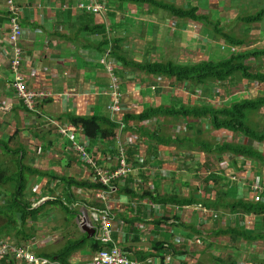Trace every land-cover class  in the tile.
Instances as JSON below:
<instances>
[{
    "label": "rangeland",
    "instance_id": "374dc122",
    "mask_svg": "<svg viewBox=\"0 0 264 264\" xmlns=\"http://www.w3.org/2000/svg\"><path fill=\"white\" fill-rule=\"evenodd\" d=\"M1 1L4 3L6 10L8 6V2L10 1H13L15 7L18 10H21L17 5L18 4L17 0H1ZM113 1L115 2L111 4L114 5L116 8L114 7L111 10H117L118 12H120L122 18H125L129 22H134L138 19L136 16H130L128 14L127 10L130 9H128L126 5L125 7L122 8V6L125 3H122L121 5V4H117L116 0ZM145 1H151L154 4L160 3V0H145ZM15 2L17 4H15ZM102 2L103 0H100V2L91 0V4L87 3L84 4L83 6L85 8L88 7L87 8L88 10H97V9L98 11L110 10L108 8L109 6H106V2H104L105 5H102L101 4ZM164 2H169V4L171 5H176V3L173 2L172 0L164 1ZM231 3L234 7L237 6L238 10H236V8L235 10H230V9H234V8H229V6L231 7ZM231 3L229 4V6H224L220 4L221 10H216L218 14L215 16L212 13V15L211 16L209 15V17L212 21H218L221 27L226 28L225 30H223V33L234 37L240 42H243L244 45L239 48L231 47L228 45L229 43L227 41L222 40L223 39L222 37L215 38L214 37L215 35H213L209 30L205 28L206 32L204 34V37L207 36L211 40L208 41V44L209 47H211L210 50L212 52V56H210V58L212 59L213 58L216 60L225 59L229 56V51L232 49L235 50L238 54H242L243 56H250L256 54L257 52L264 51V21L262 23H256L252 26H248L239 22L240 18H246L250 15H255L257 14V12L264 9V0H232ZM216 17H218L217 20ZM143 18L145 17H142V19ZM137 24H138L137 29L143 25L140 22H137ZM164 30L166 31L167 29ZM169 30H171V28ZM164 36L165 34L162 35V38H164ZM114 37L116 36L114 35ZM123 37H125V35H123ZM139 40L141 39L139 38ZM7 47L9 48L8 45ZM204 49L207 50L208 48L205 47ZM190 50L191 49L189 48L188 51ZM200 50H202V48H200ZM168 51L169 48H166L164 52L163 51L155 52L154 49H149V48H143V50H141V48H138L136 46L131 48V51L123 49L122 51L123 55H125V57L131 60L135 65H139L138 67L122 66L118 61L115 60L114 57L111 56V52H112L111 47H109L108 50L102 56V59L108 60L110 63L113 64L114 66L113 74L116 77L117 79L116 83L118 84L117 85L115 82H109L107 87L102 90L106 95V97L109 99L108 105L110 106L111 103L113 108H115L111 118L116 125L114 132L117 137V142H116L117 150L121 152L125 151V154L127 151H135L139 155L137 158L141 159L142 161H145V159L149 157L152 159V155L150 154L149 151H150V147H152V145L154 144L148 138L142 137L143 134L152 135L153 133H156L158 134V136L163 134L162 135L163 137H171L172 128L166 122L171 119L160 117L155 120L151 119L147 121L145 120L141 122H136V124L131 126L130 124L126 123V117L139 115L147 111L148 108L152 107L153 105L154 106L156 104L159 105L160 99H162L161 104L169 105V106L173 105L175 102V100L173 99L181 96V93H179V91L186 92V90L188 89L187 88L188 84L186 83H184L183 85L182 83L177 84V81L175 79H166L159 75H151L144 73L142 66L149 65L148 63H152L155 60L156 61L160 60L161 62H163L162 60H165L170 57V56H166V53ZM216 51L218 52L217 56L214 55ZM174 52L175 51L172 50L173 54ZM173 57L177 58V56H173ZM248 61L252 64V70L254 72H256L255 68H258L259 70L264 72V57H259V56L257 58L251 57L250 60L247 59V62ZM194 62L195 61H193L192 57H188L186 58V60L177 59L175 63L179 65H190V64H195ZM100 64L105 68V66L102 63ZM112 64H110L109 66H111ZM117 64L121 66L117 68L116 66ZM123 71H128V73H130L131 75L133 74L140 81L137 84L134 83L135 82L134 79L128 80L131 77H126L125 81H126L127 90L132 89L136 93L142 96L152 95L153 100L158 99L159 101H155L151 106H147V107L144 106V104L142 103L141 104L133 103L131 104V106L132 109L134 110H132L131 113L124 112V108H123L124 100H123L122 88H121L122 81L121 79L118 78L119 75L118 72L122 73ZM215 87L209 90L211 91V93L210 95H207L205 101L209 103V106L220 108L221 105L224 104V102L230 101V98L226 97L224 99L226 89L223 90L221 86L217 87L216 85ZM206 90H208V88ZM227 90L230 96L234 95V97H237L238 99H245V98L252 99L257 97H264V84H259L256 82H247L243 79L241 80L239 76H236L235 81L228 84ZM175 91L177 95L175 94L174 96ZM153 92L155 93L154 95ZM110 95L111 97H109ZM70 96L73 97L74 95L70 94ZM94 96L96 98H98L99 96L101 97L98 91L94 92ZM183 100H185V105H187L186 107L188 108L199 107L198 104H194V106H190L189 101H187L185 98ZM127 112H129V110H127ZM134 112L135 114H133ZM261 112L263 114L262 117H264V108L262 109ZM247 116H248L247 120L249 122L247 123V125L251 128H255V126L252 125V122L254 123V121L251 120L252 114L248 113ZM258 120L260 121V124L264 126L263 125L264 119L258 118ZM185 122L186 121L184 120L181 121L179 137H178L180 138L181 141L184 140L182 146L184 147L183 150L185 152L179 153L180 155L179 161L173 159L175 162H177L175 163V165L179 167V171H180V173L178 174L179 177L177 179L175 177H172L168 181V183H166L167 180L166 178H164V171L161 172L160 170L161 168H165L166 161H169V158H167L166 160L162 158L161 165L159 166V168L154 166L150 169L148 167L139 168L138 166L127 164L126 162H125L126 164L122 167L120 161H116L113 164L114 168H117L116 170L124 169L125 173L120 175L118 179L114 181L115 185L116 183L117 184L125 183L129 179V183L127 187L128 188L132 187L133 190L137 192H142V191L154 192L156 191L155 184H157V190L159 192L158 191L156 192H158L159 194H177L180 195L181 197L189 198L192 195V193H195L196 197L199 200L204 201L208 199L213 201L218 189H213V184L212 182H210L208 183L209 186H211V188L209 189L210 192L205 193L206 190L205 180L209 178L211 180L212 175H214L213 177H218L222 179L223 180L222 183H224V181L227 179L219 175V173L225 174V167H224L225 162L227 165V163L231 160V158L228 157L226 161H223V163H219L217 162L218 157L216 156L214 157V155L207 154L205 155L206 157H204L206 159V162L204 164L203 163L200 164L201 159L198 160L197 158H195L196 156L192 155V154H199V152H197V150H195L192 147V145L189 142H187L186 138L188 137V135L192 136L193 132L189 133L187 131L184 124ZM206 125H207L206 127H208V123ZM261 129H264V127L260 128V130ZM45 135H48V133H46ZM48 136H51L50 138L51 140L48 142L49 145H51V147L55 146L56 143H60L61 139H63L61 136H56L55 134H50ZM72 137L75 142L77 141L80 142L79 140L80 135L74 136L72 134ZM195 138L198 140L209 142L211 145H215L216 143H222L225 141L228 142L230 141L235 144L246 143V139L243 138L241 135L232 134L226 131L211 130L208 135H204L202 137V135L198 134L197 136L195 135ZM37 140L42 141L41 139H37ZM20 143L22 145L24 144L18 141V144ZM29 144H32L31 145L32 150H28L30 151V153L29 154L27 153L26 164L33 166L36 165L37 163V166H39V162H37V158L41 156L40 155L41 153L38 154L34 152V150H36L34 147L35 143L29 142ZM45 146H47V144H45ZM172 146L173 144L171 145V147ZM254 146L258 151L260 149L262 154H264V144L263 145L259 144L258 145L259 149L257 148L256 145ZM191 148H193V150L195 151H193ZM27 149L28 148H25L24 150L26 151ZM70 151L73 152V150L71 149ZM87 152L89 153V151ZM152 154L155 158L157 157V154L158 157L162 155V153H160V151L158 150H152ZM153 161L156 160L153 159ZM246 165H247L246 167L247 175L245 181L246 184L244 185V183L240 181V178H237L235 177V175H232L231 180L236 179L237 182L236 185L231 183L230 185L237 188L239 190V193L242 194L243 197L245 196V198H247L249 202L256 203L259 202L257 200L258 196L264 194V185L261 184L262 182L259 179L261 177L260 174L264 172V165L258 162L255 164V162L252 161ZM9 166L13 171L14 167L12 165ZM167 166H169V164ZM226 170L228 169L226 168ZM235 173L237 174L238 177L240 176V173L238 172ZM229 174H234V171L228 170V172H226V175ZM28 178L30 180L34 179V177H28ZM212 180L214 181V178H212ZM247 182H250L249 186L247 185ZM34 184H37V181H34L33 186ZM33 186L31 185V187H29L27 192L28 195L27 198H29L31 203L35 202V206H37L36 198H40V199L47 198L46 200H48L53 198L62 199L63 197V192L59 193L57 190H51L50 192H45L43 189L37 190ZM260 187L262 189H260ZM56 188L60 191L62 186L57 185ZM219 188H223V187L219 186ZM226 191L229 192L231 198H234L235 196L234 189L226 188ZM260 191L262 192L259 194L258 192ZM74 192L76 197L74 203L76 202L79 203V206H77L75 209L73 208L77 212L76 219L78 220L79 216L82 213H84L86 215L88 222L91 224L92 228L93 227L99 228V223L96 221V219L98 218L97 213L91 214L88 210L89 208H95L93 206L94 204H96V200L94 196L92 195V197L85 199V197H83L82 195H88L89 193L82 191H74ZM33 196H35V198H31ZM132 204H134L135 206H133ZM137 205L141 207L140 209L142 211V215L141 217H139L140 221H146V220L151 221V219L158 218L161 216L163 217L165 216V218L168 219V221H166V223L168 224L164 225V227H162L161 229L165 235V240L169 241V242H165V244L171 245L175 249L173 253L165 255L164 257L165 260L162 263L160 262L161 261L160 256H148L147 259L150 264H264V242L256 241L253 242L252 244H248L246 242H241L237 240L234 242L230 240V236L228 235L217 236V234L215 233L217 232L218 229L227 230V229L236 228V225L244 230H254L256 227L263 225L264 221L261 218L258 217L256 218L253 217L252 215H244L242 213L230 214L225 209L219 211H212L202 206H196V207L189 206L183 209H177V207L175 206L158 207V206H153L152 204L146 201L139 203L129 200L124 195H115L113 198L112 197L110 198L107 211L111 213V217L113 218L112 229L114 232L113 233L114 239L116 242H118L119 247L122 250H124V252L126 251L125 253L129 256H130V252H128L127 249L125 248H129L130 244L129 243L126 244L123 241L125 240L123 239V233H125V228H127L126 222L128 220L130 221L133 220L135 216L133 210ZM46 211L48 214L44 212L46 213V215H43L41 218L37 220L35 224H32L37 232V236L34 239L36 252L44 250L42 247L44 244L50 242L47 238L52 234H55V236L53 237L54 240H51V243L46 246V248L49 247L47 250H50L52 252H53L52 249L53 246H57V245L63 246L67 240L77 238L76 236L79 235L78 232L80 228L79 230L77 229V226H79L78 225L79 221L76 223V219H75V221L73 222L72 219L74 218L73 215H65L64 212H62L59 208L54 209L53 211L46 208ZM143 214L144 216H146V219L143 218ZM177 214L181 216L180 220L182 223L195 227L196 230L200 232V234H193L191 231L188 230H184V232L179 230L178 227L175 226L176 221L174 220ZM236 215L240 216V217L237 216L238 220L237 218H235ZM118 217L123 221L119 220ZM67 219L72 223H68ZM28 224L31 225L30 222ZM136 224L137 225L135 226H137L141 235H140V242L135 245V249L138 248L141 249V251L144 249H149L150 244L154 239L158 241L164 240V237L160 235L156 230H154L153 226L145 225L142 223L139 224L138 222ZM261 232L263 233L264 231ZM10 242L15 244L12 241ZM26 245L31 247L32 242ZM215 258H220L221 262L215 261L214 260Z\"/></svg>",
    "mask_w": 264,
    "mask_h": 264
},
{
    "label": "crops",
    "instance_id": "0c3cea01",
    "mask_svg": "<svg viewBox=\"0 0 264 264\" xmlns=\"http://www.w3.org/2000/svg\"><path fill=\"white\" fill-rule=\"evenodd\" d=\"M17 1L18 4L16 2L15 4H17L21 9L20 25L24 32L23 38L21 39V47L23 49L24 58L22 65L23 68L21 71L22 76L28 81V85L31 89L50 92L53 97L41 104L37 113L29 114L24 111L22 104L16 99L9 71L10 52L6 41L7 10L4 3L0 0V105L7 111L6 113L0 111V137H6L7 139L11 137L15 130H19L21 132V138L24 141V147L28 148V150H32V144H29V142L35 143L34 147L36 150H34V152L38 154L41 153V156L37 158L39 166H37V163L33 166L29 164L27 165L31 169H38L43 173H55L56 175L72 178L78 181L91 179L89 169L76 155L73 154V152L69 150L70 144L66 139H61V142L56 143L53 147L49 145L48 142L51 140V136L48 135H60L53 127L47 125V119L66 125L69 124L66 120L67 115L73 117H106L114 122L111 118V114L106 110L109 99L101 94L102 90L107 87L109 82H111V79L106 69L100 64L104 53L100 52L96 46H98L99 42L104 39V36L100 34L98 26L102 25L106 27L105 35L107 37H117L118 39H123L124 44L119 51V54L123 57H125L122 53L123 49L131 51V48L135 46L141 48V50H143V48L154 49L155 52H164L166 48H169L166 56L170 57L162 60L163 62L175 63L177 59L186 60V58L192 57L193 61H195L194 63H198L201 60H207L210 56H212V52L210 50L211 47H209L208 44V41L211 40L207 36L204 37L206 30L201 24L191 20L172 19L168 17L167 14L156 8L150 10V8L147 9L146 7H139L140 9H137L134 6L124 4L122 8L126 5V7L130 9L127 10L128 14L138 18L134 22H129L125 18H122L120 12L117 10H111L115 7L111 3L115 1L111 2L109 0H103L101 4L105 5L104 2H106V6H109L108 8L110 10H101L100 13H98V9L88 10V7L81 8V5L87 3L91 4V0ZM94 1L100 2V0ZM161 1L164 2L169 0H160V3ZM172 1L176 3L175 6L182 9L197 7L198 14L209 17L212 13L215 16L218 14L216 10H221L220 4L229 6L232 0ZM116 3L120 4L119 2ZM229 8H234L230 10H235V8L238 10V7H234L232 3ZM142 17L145 18L142 19ZM217 18L218 17H216V20ZM137 22L143 24L138 29ZM170 28L171 30H169ZM164 29L167 30L165 31ZM163 34H165L164 38H162ZM114 35L116 37H114ZM123 35H125V37H123ZM139 38L141 40H139ZM205 47L208 49L205 50ZM189 48L191 49L190 51H188ZM200 48H202V50H200ZM172 50L175 51L174 54L172 53ZM214 55L217 56L218 52L216 51ZM173 56H177V58H174ZM153 62H156V60ZM157 62L161 61L157 60ZM116 66L119 68L121 65L117 64ZM118 74V78L122 81L121 88L124 100V112L131 113V111L134 110L131 106L133 103H142L147 107L151 106L155 101H159L158 99L153 100L152 95L142 96L132 89L127 90L125 81L126 77H131L128 80L134 79V83L137 84L140 81L133 74L131 75L128 73V71H123L122 73L118 72ZM177 84L181 83L177 82ZM187 88L186 92L178 90L179 93H181V96L176 97L177 99H173L175 100L173 106L186 107L187 105H185V100H183L184 98L189 101L190 106H194V104H198L199 107L209 106V103L205 101L208 95V90H205V87L196 88L188 84ZM95 91H98L101 97L99 96L96 98L94 96ZM70 94H73L74 96L71 97ZM154 94L155 93L153 92V95ZM175 94L176 91L174 96ZM161 100L162 99H160L159 105H153L148 109H153L158 106H169L161 104ZM127 110H129V112H127ZM133 114H135V112ZM166 122L172 128L171 137L178 138L181 122H175L172 119ZM206 124L207 122L205 120H201L196 123L195 126V130L201 131L199 134L202 135V137L204 135H208L210 132V127H206ZM46 133H48V135H45ZM188 137L193 138L191 140H194L195 134L193 133L192 136L188 135ZM37 139H41L42 141H38ZM191 140L188 141L192 147H194ZM116 142L117 137L112 143L102 141L90 148L89 141H87L90 152L99 160V164L102 166L108 164L105 167L110 168L114 167L113 164L117 160V156H114V152L117 150ZM45 144H47V146H45ZM155 149L160 151L162 155L158 157V153L156 158H152L156 160L153 161V167L155 166L159 168L162 158L164 160L169 158V161H166L165 168H161L160 170L161 172L164 171V178L167 180L166 183H168L172 177L177 179L180 171L179 167L175 165L177 162L174 160L179 161V153L185 151L178 148V143L173 144V146L169 149L164 147L159 148L157 146ZM191 149L193 150V148ZM197 152H199V154L192 155L196 156L195 158L198 160L201 159L200 164H204L206 162L204 157H206L205 155L207 154L202 151ZM27 153L29 154L30 151ZM127 160L129 161L128 156ZM226 160L227 158L224 161ZM233 160L235 159L231 158L227 165L225 162V174L219 173V175L231 181L233 174L226 175L228 170H233L238 173L241 172L239 178L245 185L247 175L246 164L251 161L238 159L237 168L239 171H235L234 168L231 169L232 167H230L231 161ZM168 164L169 166H167ZM226 168L228 170H226ZM236 176L237 175H235V177ZM260 176V181L264 182V172H262ZM34 181H37V184H34L33 186ZM263 182L261 184L264 185ZM249 183L250 182H247L248 186ZM31 185L37 190L43 189L45 192L57 190L59 193H62L65 189L64 186L56 181L50 184L48 179L40 178L29 179L28 189ZM57 185L62 186L60 191L56 188ZM155 186L156 191H158L157 184H155ZM130 189L133 190L132 187H130ZM75 191L89 193L88 195H82L85 199L92 197V192L85 190ZM237 194L243 197V195L239 193L238 189ZM243 199L248 201L245 196ZM132 205L135 206L134 204ZM237 216L239 215L234 217L237 218ZM180 217L181 216L179 214L176 215V218L179 220ZM184 225L192 230L196 229L195 227L187 224ZM179 226L180 225H177L178 229L182 232H184V230L190 231L185 227L180 229ZM236 227L238 226L236 225ZM127 230L128 229L125 228L123 239H125L126 244H130L129 248L135 249L136 243L133 242L134 237L131 236V234L129 235ZM157 232L164 237V240L159 242H169L165 240V235L162 232V229L159 231L157 230ZM79 235L81 236V233H79ZM79 235L76 237L78 238ZM140 235L141 233L139 232L137 236L140 238ZM54 236L55 234H52L47 239L51 242V240H54ZM136 250L141 251V249L138 248ZM149 251L150 248L144 249L141 252L148 253ZM93 254L94 253L90 252L89 248L86 247L75 252L70 257L69 263L86 264L91 260Z\"/></svg>",
    "mask_w": 264,
    "mask_h": 264
},
{
    "label": "trees",
    "instance_id": "16d2710c",
    "mask_svg": "<svg viewBox=\"0 0 264 264\" xmlns=\"http://www.w3.org/2000/svg\"><path fill=\"white\" fill-rule=\"evenodd\" d=\"M113 2V0H109ZM120 4L125 3L129 6H134L137 9L139 7H146L147 9L156 8L163 13L167 14L168 17L176 20H191L196 23L201 24L204 28L209 30L215 38L222 37V40L227 41L229 46L231 47H242L244 44L239 40L235 39L232 36H229L223 33V30L226 28L221 27L218 21H212L210 17L205 15L198 14L197 7H192L191 9H182L175 5L169 4V2L161 3H153L151 1L145 0H116ZM148 2V3H147ZM264 21V9L257 12L255 15H250L246 18H240L239 22L242 24L252 26L256 23H262ZM100 30V34L104 36L97 49L100 52L105 53L109 47L112 48L111 56L115 58L122 66L125 67H138L139 65H135L131 60L123 57L119 54L123 43V39L118 38H110L105 35L106 27L98 26ZM251 57L257 58L264 57V51L257 52L254 55H250ZM250 56H243L242 54H238L235 50L229 51V56L225 59L216 60L209 58L206 61H200L195 64L190 65H179L173 62H152L148 63L149 65L142 66L143 71L146 74L151 75H159L166 79H175L178 83H186L194 86L196 88L205 87V90L208 88V95H210L211 88L221 86L223 90H225L224 99L226 97L230 98V101L224 102L220 108H215L214 106H202V107H180V106H158L153 109H148L147 111L139 114L126 117V123L133 126L136 122L147 121V120H155L157 118L163 117L166 119H172L175 122L186 121V129L189 133H194L196 136L199 134L198 130H195L196 123L201 120H205L210 127V131H226L232 134L241 135L246 139L245 144H235L233 142H222L216 143L215 145H211L209 142L198 140L194 138L187 137V141L191 140L193 142V148L197 151H202L206 154L214 155V157H218L217 162L223 163V161L230 157L235 160L231 161L230 167L234 168L235 171H239L237 168L238 159H244L249 161H254L255 164L258 162L264 165V154L258 148L259 144H264V126L260 124L259 119H264L262 117V109L264 108V97L257 98H245L238 99L237 97L230 96L228 94L227 86L228 84L235 81V77L239 76L241 80H245L247 82H256L259 84H264V72L256 69V72L252 70V64L247 59H251ZM23 61L20 63V71L23 68ZM10 62V60H9ZM258 70V71H257ZM11 78H13L11 76ZM13 80V79H12ZM25 86L27 90L33 91L37 94H42L33 100V107L29 109L25 102L17 97V91L14 88V83L12 81V88L14 89L16 99L22 104L24 111L26 113H37L38 108L41 104L46 102L47 100L53 97L52 93L44 92L43 90H33L29 87L28 81L24 78ZM216 84H215V83ZM216 88V87H215ZM42 98V99H41ZM44 99V100H43ZM46 99V100H45ZM227 100V99H226ZM40 101V102H39ZM35 104V105H34ZM109 106V105H108ZM108 106L106 110L110 113ZM162 107V108H161ZM0 111L6 113V109L0 105ZM10 111V110H9ZM252 114L251 120L252 125L255 128H251L247 125L248 116L247 114ZM66 120L70 125L74 127H78L82 129L83 135L88 139L90 148L95 144L101 143L102 141L107 143H112L115 141L116 135L114 133V129L116 125L109 118L106 117H73L66 116ZM57 121L47 119L46 123L48 126L53 127L56 130L54 124ZM56 124H59L57 122ZM264 125V121H263ZM142 137H146L151 140L154 144L150 147V154L152 158H155L152 154V150H156L155 147L159 148H170L172 144L178 143V148L183 150L184 147L183 141L179 138L173 137H163L162 135L158 136V134H143ZM18 141L24 143L21 138V132L19 130H15L11 137H0V245H2L5 241H12L18 246L22 244H30L37 236L36 229L32 224H35L39 218L43 215H46V208L49 210L60 209L64 212L65 215H73V222L76 219L77 212L74 210L79 203H74L76 200L75 190H85L92 192L96 200V204L93 206L95 208H89L90 210L98 211L101 215L107 212L106 207L98 200L95 196L96 192H107L109 188L102 186L98 183V178L95 176L93 170H89L90 178L85 181H78L72 178L64 177L56 175L55 173H43L38 169H31L26 164L27 151L24 149V144H18ZM189 142V141H188ZM256 145L259 151L254 146ZM118 150L114 152V156H117L118 159ZM128 158L127 163L132 164L134 166H138L139 168H152L153 167V159L150 157L142 161L137 158L139 155L135 151H127L126 158ZM14 167L12 171L10 166ZM241 173V172H240ZM132 174V173H131ZM233 175H237L235 172ZM95 176V177H94ZM131 176V175H130ZM141 176V173H140ZM214 181L209 179L205 180L206 190L205 193L210 192L211 186L208 183L212 182L213 189H218L214 200H199L195 193L189 198L181 197L177 194H159L154 191H142L137 192L135 190H131L128 188L129 179L125 183L114 185L116 188V195H124L129 200L135 202H149L153 206L158 207H177L179 209H183L189 206H202L206 209H210L212 211H219L222 209L227 210L230 214L242 213L244 215H252L253 217L261 218L264 221V194L259 195L258 201L256 203H252L244 200L240 195L237 194V189L230 185L237 182L235 180H225L222 183V179L218 177H213ZM28 177L40 178V179H48V182L51 184L53 182H58L62 186L65 187L63 190L62 199L53 198L50 201L45 202L44 204L39 205L36 208L32 207V203L29 202V198L27 195V187H28ZM237 177V176H236ZM96 179V180H95ZM230 181V182H229ZM263 182V181H262ZM222 183V184H221ZM264 183V182H263ZM222 186L223 188H219ZM228 189H234L235 196L231 198L229 192L226 191ZM30 196V195H29ZM74 208V209H73ZM139 205H137L133 212L135 214L133 220H128L126 222L128 234L133 236V242L139 243L140 238L137 236L139 230L135 225L138 222L139 224L151 225L154 230H161L164 225H167L166 221H168L165 216H161L158 218H153L151 221H140L139 217L142 215V211ZM143 209V208H142ZM153 210V209H151ZM46 212V213H44ZM48 214V213H47ZM14 215V216H13ZM119 218V217H118ZM143 218L146 219V216L143 214ZM77 220V219H76ZM119 220L123 221L119 218ZM176 221L175 225H180L179 228L185 227L189 229L194 234H200L198 230H192L191 228L186 227L184 224L180 223L178 218L174 219ZM31 225H29V222ZM68 223H72L67 219ZM77 223V221H76ZM79 230V226H77ZM264 223L256 227L253 231H246L242 228L236 227L233 229L220 230L218 229L217 236H230L231 241H241L246 242L248 244H252L256 241L264 242ZM78 233H81L78 238L67 240L63 246L57 245L53 246V252L47 250L45 248L42 251H39L36 255L40 259H46L50 261L52 264H70V257L77 251L84 249L86 247L89 248L90 252L96 254L103 250L104 248H109L112 244L106 245L97 239V232L91 238L88 239L87 234L79 230ZM114 238V236H113ZM127 238V236H126ZM127 240V239H126ZM98 241V242H97ZM100 241V242H99ZM125 242V240H123ZM113 242L119 246L118 242L113 239ZM123 242V243H124ZM88 245V246H86ZM128 252H130L129 258L132 261H140L144 262L147 260L148 256H160L161 263L165 260V255L174 252V247L158 240H153L150 244V251L148 253L138 251L133 248H125ZM126 252V251H125ZM217 262H221L220 258L214 259ZM0 264H26L23 260H17L15 255L8 252L3 255L0 259Z\"/></svg>",
    "mask_w": 264,
    "mask_h": 264
},
{
    "label": "built area",
    "instance_id": "2783aa9c",
    "mask_svg": "<svg viewBox=\"0 0 264 264\" xmlns=\"http://www.w3.org/2000/svg\"><path fill=\"white\" fill-rule=\"evenodd\" d=\"M84 7L81 5V8ZM7 12H9V22H8V34L6 37L7 44L9 46L10 52V62H9V71L13 77L14 88L17 91V97L22 99L29 109L33 108V100L42 94H37L33 91L27 90L25 86L24 77L22 76L20 69V63L23 58V51L21 49V39L23 36V31L19 24L20 12L13 4V1L8 2ZM101 63L105 66L106 71L108 72L111 82H117L116 77L113 74L114 66L108 60L102 59ZM112 64L111 66H109ZM101 94L106 96L102 91ZM108 109L113 114L115 108L110 103ZM57 129L59 135L65 138L70 143V149L73 150L74 153L77 154L79 159L89 168V170H93L95 176L98 178L99 183L109 188L107 192H96L95 196L98 200L101 201L108 210V203L110 198L116 195V188L114 187L115 180L118 179L120 175L125 173V170H116L114 167H105L99 164V160L93 156L91 152H87V146L81 142H75L73 140L72 134L74 136L80 135L79 140H82V132L80 128L74 127L71 125L65 124H54ZM116 161H120L122 167L127 163V158L125 155V151L121 152L118 150V159ZM128 164V163H127ZM91 172V171H90ZM235 179V177H234ZM261 188V187H260ZM262 189V188H261ZM262 191L258 192L261 193ZM114 195V196H113ZM112 200V199H111ZM79 206V205H78ZM94 213H97L98 219L96 221L99 223V228L97 231V238L102 243L109 245L112 244L109 248H104L100 252L96 253L92 259L86 264H150L148 259L144 262H136L132 261L129 256L122 250L118 245L113 242V229H112V221L111 213L109 211L99 214L98 211L91 210ZM96 216V215H95ZM79 221V222H78ZM79 227L80 226H88L92 227L88 222L86 215L82 213L77 220ZM8 252L15 255L17 260H23L26 264H47L48 262L45 260H38L36 257L28 251L27 248H18L10 241H5L2 245H0V259L3 255Z\"/></svg>",
    "mask_w": 264,
    "mask_h": 264
},
{
    "label": "clouds",
    "instance_id": "9594fccd",
    "mask_svg": "<svg viewBox=\"0 0 264 264\" xmlns=\"http://www.w3.org/2000/svg\"><path fill=\"white\" fill-rule=\"evenodd\" d=\"M126 5H128V4H126ZM8 11V10H7ZM6 11V12H7ZM21 10H19V12H20ZM98 13H100V11H98ZM9 17H10V14H9V12H7V33H6V37H7V34H8V22H9ZM19 24H20V17H19ZM20 27H21V25H20ZM21 29H22V27H21ZM22 31H23V29H22ZM23 35H24V32H23ZM22 38H23V36H22ZM20 45H21V42H20ZM22 48V47H21ZM234 51V50H233ZM59 124H61V123H59ZM66 125V124H65ZM68 125H70V124H67V126ZM72 126V125H71ZM80 130H81V132H82V129H81V127H80ZM56 132H57V129H56ZM58 133V132H57ZM61 136V135H60ZM62 137V136H61ZM82 137H83V139L82 140H80V142L81 143H84V144H86V146H87V151H89L90 152V150H89V145H88V143H87V141H88V139L87 138H85L84 137V135H83V132H82ZM63 138V137H62ZM63 139H65V138H63ZM70 144V143H69ZM69 150H70V147H69ZM73 154L74 155H76L77 156V154L76 153H74L73 152ZM78 157V156H77ZM79 158V157H78ZM80 161H81V159H80ZM82 162V161H81ZM83 163V162H82ZM84 164V163H83ZM85 165V164H84ZM88 168V167H87ZM89 169V168H88ZM27 190H28V187H27ZM31 198H35V196H33V197H31ZM47 199V198H46ZM45 198H42V199H40V198H36V200H37V203H36V205L37 206H35V202H33L32 203V207L33 208H36V207H38L39 205H41V204H44L45 202H47V201H50L51 199H48V200H46ZM29 202H30V200H29ZM79 205V204H78ZM89 210V212L92 214V213H94V212H92L90 209H88ZM77 221V220H76ZM85 227H87V228H89L90 230H94V234H96V229L97 228H92V227H88V226H86V225H84ZM80 228V230L82 231V226H80L79 227ZM83 232V231H82ZM97 237V236H96ZM98 239V238H97ZM34 241L35 240H33L32 241V245H31V247L30 246H28V245H26V244H23L22 246H18V245H15V246H17L18 248H27L28 249V251H30L31 253H33V255L36 257V259H38V260H45V261H47L48 263L47 264H52L50 261H48V260H46V259H40V258H38V256L36 255L38 252H36V250H35V248H36V246H35V243H34ZM51 242H49V243H47V244H44L43 245V249H45L46 248V246L47 245H49ZM36 252V253H35ZM95 254H93V256H94ZM92 256V257H93ZM92 259V258H91ZM88 263V262H87Z\"/></svg>",
    "mask_w": 264,
    "mask_h": 264
},
{
    "label": "water",
    "instance_id": "95a60500",
    "mask_svg": "<svg viewBox=\"0 0 264 264\" xmlns=\"http://www.w3.org/2000/svg\"><path fill=\"white\" fill-rule=\"evenodd\" d=\"M82 231L87 234L88 239L94 235V230H90L89 228L82 226Z\"/></svg>",
    "mask_w": 264,
    "mask_h": 264
},
{
    "label": "bare ground",
    "instance_id": "6f19581e",
    "mask_svg": "<svg viewBox=\"0 0 264 264\" xmlns=\"http://www.w3.org/2000/svg\"><path fill=\"white\" fill-rule=\"evenodd\" d=\"M107 58V57H106ZM22 62V61H21ZM13 79V78H12ZM13 81V80H12ZM116 83V82H115ZM117 84V83H116ZM118 85V84H117ZM119 92V91H118ZM111 94V93H110ZM114 94V93H113ZM112 94V95H113ZM117 95V94H116ZM109 97H111V95L109 96ZM42 99V98H41ZM117 99V98H116ZM115 99V100H116ZM35 100H36V98H35ZM44 100V99H43ZM46 100V99H45ZM40 102V101H39ZM119 103V102H118ZM35 105V104H34ZM120 106V105H119ZM33 107H35V106H33ZM162 108V107H161ZM115 118V117H114ZM126 164V163H125ZM115 169H117V168H115ZM121 169V168H120ZM131 170V169H130ZM127 173V172H126ZM95 177V176H94ZM228 178V177H227ZM239 178V177H238ZM122 179V178H121ZM96 180V179H95ZM99 183V182H98ZM115 183V182H114ZM233 183V182H232ZM235 184H236V182H235ZM259 187V186H258ZM261 189V188H260ZM257 194V193H256ZM260 194V193H259ZM98 219V218H97ZM113 222V221H112ZM113 227V226H112ZM117 230V229H116ZM98 242V241H97ZM100 242V241H99ZM63 244V243H62ZM136 262H138V261H136ZM140 262V261H139Z\"/></svg>",
    "mask_w": 264,
    "mask_h": 264
}]
</instances>
